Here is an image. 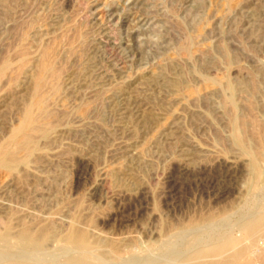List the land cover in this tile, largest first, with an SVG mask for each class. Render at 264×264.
Wrapping results in <instances>:
<instances>
[{
	"label": "rangeland",
	"instance_id": "1",
	"mask_svg": "<svg viewBox=\"0 0 264 264\" xmlns=\"http://www.w3.org/2000/svg\"><path fill=\"white\" fill-rule=\"evenodd\" d=\"M0 146V264H188L223 237L261 264L264 0H0Z\"/></svg>",
	"mask_w": 264,
	"mask_h": 264
},
{
	"label": "bare ground",
	"instance_id": "2",
	"mask_svg": "<svg viewBox=\"0 0 264 264\" xmlns=\"http://www.w3.org/2000/svg\"><path fill=\"white\" fill-rule=\"evenodd\" d=\"M45 57H46V55H45ZM38 70H39V72H38V75H37V78L35 81V85H34V89H35L36 94H39L40 89H42L43 84H45L44 83V76L47 72H49V70L52 71V66L50 69L49 68V62L47 63L46 60H43L41 62V64L39 65ZM41 92H42V90H41ZM37 96H36V99L33 101V106L36 105V106L42 107V104H43L42 98L41 97L39 98ZM31 107L32 106L29 105V107L26 108L25 115L23 118L24 120L22 121V123L17 128L18 132L24 131L27 128L28 122L32 121V117H34V116H31V109H32ZM29 124H33V123H29ZM240 124H241V122H240ZM27 131H28V129H27ZM27 131L25 133H27ZM14 140H15V138H14ZM16 141H17V139H16ZM236 141L241 145L246 143V142L244 143L243 138L238 133L236 134ZM14 143H16V142H14ZM16 145H18V141H17ZM2 151H5V148ZM5 152H8V151H5ZM7 156H8V153H7ZM7 156L5 154H3V155L0 154V163L2 165H10L11 161H10V158H8ZM258 157L259 156L257 153L253 154V160H252L251 168H252V171H254L255 175L259 177V170L260 169H259V164H258L259 162L257 160ZM9 230H6V231L0 233V238L3 239L4 241L9 239V234H10ZM242 231H243L244 237H247V238H250L252 236V234L256 231H258V234L262 235V237L264 238V213L259 215L256 218H253L252 220H249L242 227ZM51 232H52L51 228L46 227V228H42L40 230V232L38 234H36L33 232V230L29 226H24L18 235L19 236V242H20V244L22 243L26 246L41 245L51 236ZM86 238H87V235L84 231H81V230L75 229V228L72 229L71 239L76 243V245L79 246L80 249H84L83 243L86 241ZM241 243H242L241 239L234 238V237H223L220 240L217 239V241L216 242L213 241V243L210 246L202 248V249L198 250V252L193 254L191 256L192 260L188 264H251V260H250L249 256H247L245 258L243 257L246 253V249L244 248L243 245H241ZM252 245H253L254 249L257 248L256 252L258 253V255L260 257L261 264H264V246L260 247L258 245V242L256 239L252 240ZM67 249H68V247H67ZM26 252H28V251H26ZM72 261H75L78 263H85V258L82 256L72 257ZM8 264H25V263L11 261V263H8Z\"/></svg>",
	"mask_w": 264,
	"mask_h": 264
}]
</instances>
